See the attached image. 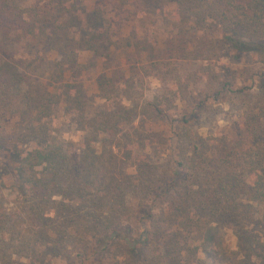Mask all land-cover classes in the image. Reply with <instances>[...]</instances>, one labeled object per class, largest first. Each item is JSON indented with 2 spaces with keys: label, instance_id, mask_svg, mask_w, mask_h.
I'll list each match as a JSON object with an SVG mask.
<instances>
[{
  "label": "trees",
  "instance_id": "16d2710c",
  "mask_svg": "<svg viewBox=\"0 0 264 264\" xmlns=\"http://www.w3.org/2000/svg\"><path fill=\"white\" fill-rule=\"evenodd\" d=\"M92 1L0 0V151L10 136L17 150L3 186L19 195L7 209L0 183V264H103L110 251L131 264H264V99L222 150L183 132L176 163L146 129L180 103L193 111L184 123L202 120L207 99L191 105L183 68L224 47L263 52L264 0ZM14 36L21 68L1 62ZM211 71L214 97L234 93ZM72 123L78 141L58 138Z\"/></svg>",
  "mask_w": 264,
  "mask_h": 264
},
{
  "label": "rangeland",
  "instance_id": "374dc122",
  "mask_svg": "<svg viewBox=\"0 0 264 264\" xmlns=\"http://www.w3.org/2000/svg\"><path fill=\"white\" fill-rule=\"evenodd\" d=\"M92 3V0L87 2L89 7H92ZM147 24L151 25L150 22ZM124 33L128 34L129 30L125 29ZM7 42V50L3 53L1 62L14 61L13 63L21 68V64L27 61V50L24 40L19 36H14L12 40ZM261 42L264 43V39ZM119 59L123 64L126 63V57L124 58L123 55L119 54ZM96 61L98 62V60ZM98 63H101L100 60ZM208 70L220 75L217 77L221 80L229 79L234 82V93L223 94L218 98L214 97L216 92L220 90V86L217 85V81L215 83L214 80L212 81L209 78ZM182 73L184 76H191L189 80L193 81L191 89H193L194 93L189 101L191 105H196L198 103L197 99L205 98L207 99L208 107L202 120L197 122H194L192 117L190 118V123H184L183 120L186 114L193 111L182 103L165 112L166 117H160L158 122H148L146 129L154 131L155 134L158 133L157 136L153 137L154 141H151V144L161 146V150L165 152L160 155V159L163 162L176 163L179 160L178 155H176V149L179 146V136L183 132L187 133L188 140L192 141V144H201L207 141L217 151L225 147L226 143L222 139L227 138V136L232 137L233 142L239 141L242 136L245 109L248 108L251 102L264 99V51L239 52L236 49L224 47L213 62L202 64L199 61H192L187 67L183 68ZM146 85L147 99L153 100L160 95L162 87L156 78L148 79ZM86 87L91 99L98 95L95 76L87 82ZM138 123L139 121L137 125ZM12 129V124L7 126V132H11ZM20 129L21 126L18 130ZM80 135L76 131V125L72 123L70 128L63 129L58 138L76 142ZM9 138L11 139L7 137L6 141L3 142L4 145L0 151V183L2 186L4 184L11 185L15 180V163L13 160L17 150L13 148L15 139L12 140L11 136ZM22 146L24 147L21 148ZM22 146L19 149L20 153L29 150V145ZM130 170L132 172L133 168ZM10 185L2 187L6 190L5 193L7 192L9 195L7 198L8 202L5 205L7 209L13 207L11 202L16 195L8 190ZM1 194L0 192V197ZM18 197L19 195H16V198ZM231 230L227 232V238L231 243H234V236ZM74 259L77 260L74 263L70 262L71 264H91L90 260H85L81 256ZM103 264H131V261L126 259L122 253L110 251L106 254Z\"/></svg>",
  "mask_w": 264,
  "mask_h": 264
}]
</instances>
